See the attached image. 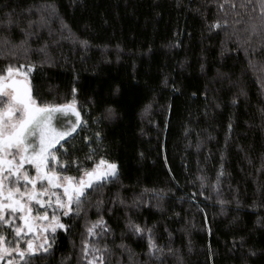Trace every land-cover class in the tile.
Here are the masks:
<instances>
[{"label":"trees","instance_id":"1","mask_svg":"<svg viewBox=\"0 0 264 264\" xmlns=\"http://www.w3.org/2000/svg\"><path fill=\"white\" fill-rule=\"evenodd\" d=\"M262 12L264 0H0V36L29 48L0 54V74L25 70L38 104L81 114L58 148L65 174L101 158L118 172L61 217L48 254L18 264H264ZM101 217L109 230L89 235ZM85 241L99 251L85 257Z\"/></svg>","mask_w":264,"mask_h":264},{"label":"snow or ice","instance_id":"2","mask_svg":"<svg viewBox=\"0 0 264 264\" xmlns=\"http://www.w3.org/2000/svg\"><path fill=\"white\" fill-rule=\"evenodd\" d=\"M12 23L13 20L9 17L6 24ZM214 26L219 28L220 23L217 22ZM261 28H264V12ZM256 30L253 25V33ZM22 31L25 37L33 34L26 29ZM27 43L26 38L17 45L8 36H0V54L15 55V50L20 48L27 53ZM17 74L19 69L14 72L11 66L7 68L6 74H0V227L11 229L17 238L15 246L8 247L6 245L9 242L0 233V260L16 253L24 261L26 256H34L38 252L48 254L54 236L50 240L47 234H55L57 229L67 230V226L61 222V215L68 217L78 214L90 192L102 189L105 182L117 177L118 172L115 163L101 158L91 169H78L82 171L79 178L66 175L67 162H61L57 155V145H61V141L83 123L81 114L74 102L71 105L41 106L33 98L27 82L15 78ZM68 111L75 115V123L66 129L57 128L54 121ZM48 209H51V216ZM17 220L19 224L16 223ZM41 221L46 223L38 228L37 223ZM129 226L136 233L144 231L139 225L130 223ZM97 228H102L105 232L109 230L102 217L87 228V233L96 234ZM34 232L43 233L40 236L41 243L34 244L33 239L26 238ZM148 232L149 254L155 256L162 253L163 249L151 238V230ZM21 238L24 239L26 249L20 247ZM90 247L92 252L99 251L85 241L82 248L85 257L90 254ZM96 261L97 257L93 256L88 264H96ZM7 264H16V261L9 259ZM99 264H104L102 256L99 257Z\"/></svg>","mask_w":264,"mask_h":264},{"label":"rangeland","instance_id":"3","mask_svg":"<svg viewBox=\"0 0 264 264\" xmlns=\"http://www.w3.org/2000/svg\"><path fill=\"white\" fill-rule=\"evenodd\" d=\"M14 72H15V70H14ZM6 74V73H5ZM24 74H26V76L24 75ZM15 78H17V79H21V80H25L26 82H27V84H28V86H29V88H30V83H29V80H28V74H27V71H25V70H19V74H17L16 76H15ZM30 90H31V88H30ZM76 108V107H75ZM54 123H55V126L57 127V128H61V129H66V128H68V127H71L74 123H75V115L71 112V111H68L66 114H64V115H62V116H59L55 121H54ZM80 126V125H79ZM79 126H77L76 127V131L78 130V128H79ZM75 131V132H76ZM75 132H73L69 137H71ZM69 137H66L65 138V140H67ZM64 140V141H65ZM64 141H61V144H62V142H64ZM60 146L61 145H57V149L58 148H60ZM99 162H97L96 164H98ZM95 164V165H96ZM94 167V166H93ZM48 212H49V215L51 216V209H48ZM41 215L43 214L42 212L40 213ZM58 215H59V213H57ZM61 217H62V215H61ZM60 217V218H61ZM18 221V220H17ZM19 222V221H18ZM20 223V222H19ZM46 222H43V221H41V222H38L37 223V227L38 228H42L43 226H44V224H45ZM58 230V229H57ZM43 233H39V232H34V234H28L27 235V239H33V241H34V244H39V243H41L42 241H41V239H40V236L42 235ZM48 237H49V239H50V237H51V235H53L51 232H49L48 234ZM6 246H8V245H6ZM9 247V246H8ZM20 247H21V249H26V244H25V242H24V239L23 238H21L20 239ZM38 253H40V252H38ZM37 254V253H36ZM9 259H15V261H16V264H18L19 262H21V260L18 258V256L16 255V253H13L12 254V256L11 257H9V256H5V259L4 260H0V264H7V261L9 260Z\"/></svg>","mask_w":264,"mask_h":264},{"label":"bare ground","instance_id":"4","mask_svg":"<svg viewBox=\"0 0 264 264\" xmlns=\"http://www.w3.org/2000/svg\"><path fill=\"white\" fill-rule=\"evenodd\" d=\"M95 166V165H94Z\"/></svg>","mask_w":264,"mask_h":264}]
</instances>
